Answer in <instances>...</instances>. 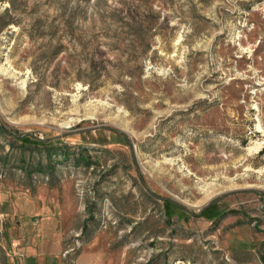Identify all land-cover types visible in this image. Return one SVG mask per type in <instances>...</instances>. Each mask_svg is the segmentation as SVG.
<instances>
[{
  "label": "rangeland",
  "instance_id": "374dc122",
  "mask_svg": "<svg viewBox=\"0 0 264 264\" xmlns=\"http://www.w3.org/2000/svg\"><path fill=\"white\" fill-rule=\"evenodd\" d=\"M44 224L59 264H264V0H0V264Z\"/></svg>",
  "mask_w": 264,
  "mask_h": 264
},
{
  "label": "crops",
  "instance_id": "0c3cea01",
  "mask_svg": "<svg viewBox=\"0 0 264 264\" xmlns=\"http://www.w3.org/2000/svg\"><path fill=\"white\" fill-rule=\"evenodd\" d=\"M39 173V172H38ZM43 173V171L41 172ZM40 174V173H39ZM45 174V173H43ZM51 182L50 184H52ZM28 186H24L25 190H28ZM27 188V189H26ZM63 211V210H62ZM63 213H60L59 222L63 220L61 217ZM61 223V222H60ZM52 234L53 238L51 239L53 244V248L58 250V254H54L52 257L54 258V263H57V257L59 256L61 252V238L58 237L56 233H53L52 231L48 230V225L44 224L42 226V231L41 235L38 237H33L32 241L27 243V244H15L16 242L9 241L10 247L9 251H6V264H44V258H45V253L43 252L45 248H47V243L46 244H40L42 242H45V239L43 238V235H45L47 238H50L48 234ZM49 242V241H48ZM15 245V246H14ZM17 245V246H16ZM38 245H41V249H38ZM17 249V251L21 252L18 253L19 256L16 255L14 250ZM48 249V248H47ZM50 255V252L47 254V256Z\"/></svg>",
  "mask_w": 264,
  "mask_h": 264
},
{
  "label": "trees",
  "instance_id": "16d2710c",
  "mask_svg": "<svg viewBox=\"0 0 264 264\" xmlns=\"http://www.w3.org/2000/svg\"><path fill=\"white\" fill-rule=\"evenodd\" d=\"M13 6V5H12ZM8 23V25L9 24H11V23H13V24H15V25H18V23H15V22H13V21H11V22H7ZM37 172H39V171H37Z\"/></svg>",
  "mask_w": 264,
  "mask_h": 264
}]
</instances>
